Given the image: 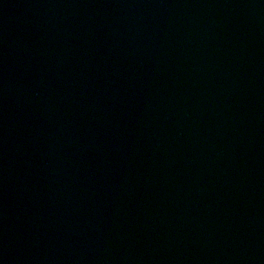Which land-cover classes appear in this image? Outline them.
<instances>
[{
	"label": "water",
	"instance_id": "1",
	"mask_svg": "<svg viewBox=\"0 0 264 264\" xmlns=\"http://www.w3.org/2000/svg\"><path fill=\"white\" fill-rule=\"evenodd\" d=\"M0 264H264V0H0Z\"/></svg>",
	"mask_w": 264,
	"mask_h": 264
}]
</instances>
